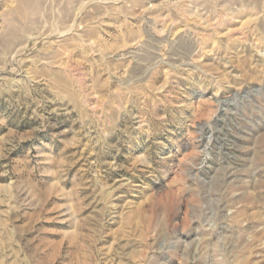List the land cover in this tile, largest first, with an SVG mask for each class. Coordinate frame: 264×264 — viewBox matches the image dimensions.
Segmentation results:
<instances>
[{
	"label": "rangeland",
	"instance_id": "rangeland-1",
	"mask_svg": "<svg viewBox=\"0 0 264 264\" xmlns=\"http://www.w3.org/2000/svg\"><path fill=\"white\" fill-rule=\"evenodd\" d=\"M0 264H264V0H0Z\"/></svg>",
	"mask_w": 264,
	"mask_h": 264
},
{
	"label": "bare ground",
	"instance_id": "bare-ground-1",
	"mask_svg": "<svg viewBox=\"0 0 264 264\" xmlns=\"http://www.w3.org/2000/svg\"><path fill=\"white\" fill-rule=\"evenodd\" d=\"M11 32V31H10ZM12 34V33H11Z\"/></svg>",
	"mask_w": 264,
	"mask_h": 264
}]
</instances>
